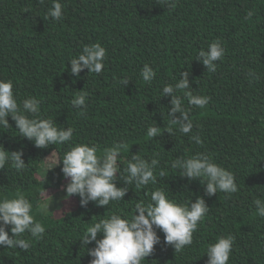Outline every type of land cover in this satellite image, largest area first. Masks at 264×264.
<instances>
[{
    "label": "trees",
    "instance_id": "16d2710c",
    "mask_svg": "<svg viewBox=\"0 0 264 264\" xmlns=\"http://www.w3.org/2000/svg\"><path fill=\"white\" fill-rule=\"evenodd\" d=\"M0 264H264V0H0Z\"/></svg>",
    "mask_w": 264,
    "mask_h": 264
},
{
    "label": "rangeland",
    "instance_id": "374dc122",
    "mask_svg": "<svg viewBox=\"0 0 264 264\" xmlns=\"http://www.w3.org/2000/svg\"><path fill=\"white\" fill-rule=\"evenodd\" d=\"M55 158L54 157H50L48 160H47V162H46V164L48 165V166H52V165H54L55 164ZM58 195L59 196V198L60 199H62V201H64V200H69L68 198H66V195H65V193L63 192V188L60 190V191H52V192H49L48 194H47V197H52L53 195ZM67 202V201H66Z\"/></svg>",
    "mask_w": 264,
    "mask_h": 264
}]
</instances>
